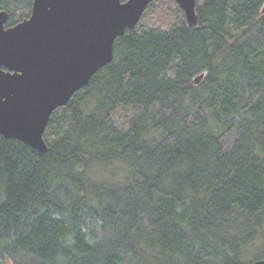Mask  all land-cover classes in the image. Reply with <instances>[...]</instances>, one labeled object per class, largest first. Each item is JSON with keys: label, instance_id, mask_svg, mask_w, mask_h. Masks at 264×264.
<instances>
[{"label": "trees", "instance_id": "1", "mask_svg": "<svg viewBox=\"0 0 264 264\" xmlns=\"http://www.w3.org/2000/svg\"><path fill=\"white\" fill-rule=\"evenodd\" d=\"M263 4L197 0L195 28L140 21L51 115L46 154L0 135V264L264 261ZM31 7L0 0L6 27ZM119 107L136 111L126 130Z\"/></svg>", "mask_w": 264, "mask_h": 264}, {"label": "water", "instance_id": "2", "mask_svg": "<svg viewBox=\"0 0 264 264\" xmlns=\"http://www.w3.org/2000/svg\"><path fill=\"white\" fill-rule=\"evenodd\" d=\"M154 1L32 0L29 18L9 28L8 13L0 11V135L46 154L51 115L112 61L115 40ZM174 2L185 26L197 27V0ZM205 76L194 77V86Z\"/></svg>", "mask_w": 264, "mask_h": 264}, {"label": "rangeland", "instance_id": "3", "mask_svg": "<svg viewBox=\"0 0 264 264\" xmlns=\"http://www.w3.org/2000/svg\"><path fill=\"white\" fill-rule=\"evenodd\" d=\"M140 21L152 27L167 29L173 24L184 22V16L174 0H159L156 3V7L153 12L146 10ZM135 113L136 111L132 107L117 108L111 116L114 128L117 130H126L129 120ZM234 138L235 134L231 133L225 136L222 142L226 147H229ZM4 264L11 263L6 261Z\"/></svg>", "mask_w": 264, "mask_h": 264}]
</instances>
